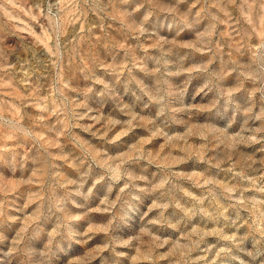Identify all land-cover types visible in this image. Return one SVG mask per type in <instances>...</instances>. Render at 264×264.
Returning <instances> with one entry per match:
<instances>
[{"label": "rangeland", "instance_id": "obj_1", "mask_svg": "<svg viewBox=\"0 0 264 264\" xmlns=\"http://www.w3.org/2000/svg\"><path fill=\"white\" fill-rule=\"evenodd\" d=\"M0 264H264V0H0Z\"/></svg>", "mask_w": 264, "mask_h": 264}]
</instances>
